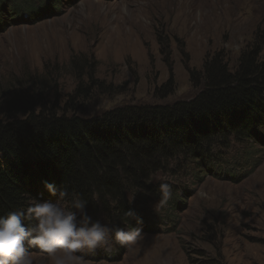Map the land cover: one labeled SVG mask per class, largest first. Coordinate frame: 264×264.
Segmentation results:
<instances>
[{"label":"rangeland","instance_id":"374dc122","mask_svg":"<svg viewBox=\"0 0 264 264\" xmlns=\"http://www.w3.org/2000/svg\"><path fill=\"white\" fill-rule=\"evenodd\" d=\"M40 2L32 0L40 7L36 16L19 19L9 6L0 16L2 122L21 118L22 106L31 104L35 111L41 103L68 110L78 85L88 87L73 106L82 118L128 105L187 101L198 93L190 73L214 55L231 69L247 48L259 47L264 58V0ZM170 80L171 93L162 100L155 92ZM231 145L229 155L242 150ZM253 158L255 168L237 167L233 178H219L212 166L199 179L184 169L159 175L156 181L170 184L179 197L173 220L146 223L145 238L132 248L109 236L107 250L77 254L90 264H264V145H257ZM155 204L151 199L148 207L158 214ZM97 219L109 224L102 212ZM24 247L34 264H51L27 241Z\"/></svg>","mask_w":264,"mask_h":264},{"label":"trees","instance_id":"16d2710c","mask_svg":"<svg viewBox=\"0 0 264 264\" xmlns=\"http://www.w3.org/2000/svg\"><path fill=\"white\" fill-rule=\"evenodd\" d=\"M8 6L19 19L23 13L36 16L40 8L32 0H0V16L8 15ZM260 52L257 46L245 49L233 69L219 55L207 59L200 72L190 73L198 93L187 101L128 105L82 118L73 106L88 87L78 85L61 113L54 104L53 109L41 103L39 111L22 106L21 118L0 121V215L26 208L32 198L55 202L44 188L50 182L87 200L93 220L102 212L109 224L137 227L124 215L129 210L142 218L140 228L154 226L158 217L173 220L179 202L174 188L158 214L148 207L159 199V175L188 170L197 178L212 166L219 178H233L240 169L255 168L254 150L264 145ZM171 85L170 80L155 95L163 100ZM231 144L242 150L229 155Z\"/></svg>","mask_w":264,"mask_h":264},{"label":"clouds","instance_id":"9594fccd","mask_svg":"<svg viewBox=\"0 0 264 264\" xmlns=\"http://www.w3.org/2000/svg\"><path fill=\"white\" fill-rule=\"evenodd\" d=\"M44 188L57 197L55 203L32 198L26 208L0 215V264H34L32 253L24 247L25 241L46 255L51 264H90L77 253L94 252L101 247L107 250L112 247L109 236L114 238L115 245L123 248H132L145 238L138 227L143 220L132 210L124 215L135 220L137 227L102 224L88 215V201L80 194L50 182H45ZM157 192L159 199L154 208H163L173 195L172 186L160 183ZM161 264L168 261L162 259Z\"/></svg>","mask_w":264,"mask_h":264}]
</instances>
